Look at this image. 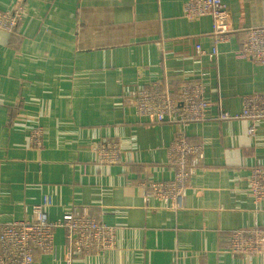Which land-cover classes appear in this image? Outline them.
I'll use <instances>...</instances> for the list:
<instances>
[{
  "label": "crops",
  "instance_id": "1",
  "mask_svg": "<svg viewBox=\"0 0 264 264\" xmlns=\"http://www.w3.org/2000/svg\"><path fill=\"white\" fill-rule=\"evenodd\" d=\"M187 1L0 0V10L21 11L14 31L0 28L2 221L31 218L30 202L47 197L50 220L74 210L115 228L112 248L71 264H264V251L226 249L233 230L264 228V201L247 185L264 166V120L250 136L237 117L246 96L264 92V64L235 57L247 30L264 26V0H223L232 35L215 63L196 51L212 49L213 18L188 17ZM195 80L209 106L186 133L203 144L204 164L183 208L156 207L139 182L174 178L168 149L179 126L138 114L128 91L160 83L175 95ZM105 140L118 143L117 162L98 161L94 144ZM55 233L56 253L36 252L35 264L66 258Z\"/></svg>",
  "mask_w": 264,
  "mask_h": 264
},
{
  "label": "built area",
  "instance_id": "2",
  "mask_svg": "<svg viewBox=\"0 0 264 264\" xmlns=\"http://www.w3.org/2000/svg\"><path fill=\"white\" fill-rule=\"evenodd\" d=\"M184 12L188 17L212 16L214 45L210 50L196 44V51L201 55H208L212 62H217L218 44L232 35L228 6L223 0H188ZM20 19L21 11L18 8L0 10V28L8 32L16 29ZM235 57L264 64V26L247 30L245 40ZM128 96L138 114L149 116L160 123L179 126L168 149V162L175 170L174 178L163 182L141 180L139 185L145 199H153L156 207L181 209L189 187L196 181L197 169L204 164L203 144L191 142L186 133L190 124L206 119L209 103L204 97V84L198 80L185 81L179 85L175 95L166 84L135 86L129 89ZM237 117L247 119L248 134L256 135L264 120V92L246 96L242 111ZM221 118H229V114L222 112ZM33 135L40 138L41 130H34ZM94 152L102 163L119 160L118 143L111 140L94 144ZM247 185L256 202L264 201V166H255L251 170ZM50 204L51 200L47 197L32 200L31 218H13L7 221L0 219V264H35L36 252L55 254L57 229L63 230L67 249V256L61 264H71L75 258L98 254L115 245L113 226L74 210L57 220H50L46 210ZM175 224L171 223L170 228H175ZM226 247L232 255L247 258L261 255L264 251V228L252 226L235 229L230 233Z\"/></svg>",
  "mask_w": 264,
  "mask_h": 264
}]
</instances>
